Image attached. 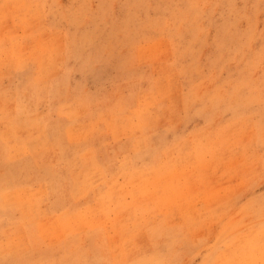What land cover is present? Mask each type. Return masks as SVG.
Listing matches in <instances>:
<instances>
[{"label":"rangeland","instance_id":"374dc122","mask_svg":"<svg viewBox=\"0 0 264 264\" xmlns=\"http://www.w3.org/2000/svg\"><path fill=\"white\" fill-rule=\"evenodd\" d=\"M24 1L0 264H264V0Z\"/></svg>","mask_w":264,"mask_h":264},{"label":"bare ground","instance_id":"6f19581e","mask_svg":"<svg viewBox=\"0 0 264 264\" xmlns=\"http://www.w3.org/2000/svg\"><path fill=\"white\" fill-rule=\"evenodd\" d=\"M15 2H16V0H15ZM25 1L24 0H17V3L15 4V8L17 9L16 11L18 12V11H20L19 10V8L20 7H22L23 6V3H24ZM24 4H26V3H24ZM13 6H14V4H12ZM22 9H24V8H22ZM21 9V10H22ZM1 10V9H0ZM8 10V9H7ZM26 10V9H25ZM21 12V11H20ZM24 12V11H23ZM35 13V12H34ZM28 16V15H27ZM38 16V15H37ZM25 17H26V15H25ZM29 18V17H28ZM34 18V17H33ZM33 18H32V20H33ZM35 19V18H34ZM37 20H39V19H37ZM25 21H27V20H25ZM33 27V26H32ZM23 28V27H22ZM30 30V29H29ZM26 32V31H25ZM42 36V35H41ZM40 36V37H41ZM46 36V35H45ZM44 36V37H45ZM48 37V36H47ZM52 37V36H51ZM42 39H43V37H41ZM27 44V43H26ZM157 45V44H156ZM47 46H49V45H47ZM23 49V48H22ZM56 49V48H55ZM6 51V50H5ZM143 51V50H142ZM48 52H49V50H48ZM47 52V53H48ZM46 53V54H47ZM51 53V52H50ZM44 54V53H43ZM59 54V53H58ZM157 71V70H156ZM143 109H144V107H142ZM115 120V119H114ZM186 160V159H185ZM193 168H195V167H193ZM185 169V168H184ZM196 169V168H195ZM198 169H200V168H198ZM195 171V170H194ZM140 172V171H139ZM187 172V171H186ZM197 172V171H196ZM179 173V172H178ZM189 176H190V174H189ZM145 184V183H144ZM149 185V184H148ZM115 189V188H114ZM19 194V193H18ZM58 218V217H57ZM74 220V219H73ZM144 220V219H143ZM67 222V221H66ZM60 225V224H59ZM42 226V225H41ZM55 232V231H54ZM115 252V251H114ZM264 260V259H263ZM233 263V262H232Z\"/></svg>","mask_w":264,"mask_h":264}]
</instances>
